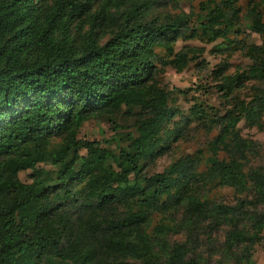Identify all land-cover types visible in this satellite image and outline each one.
I'll return each mask as SVG.
<instances>
[{"label": "trees", "instance_id": "16d2710c", "mask_svg": "<svg viewBox=\"0 0 264 264\" xmlns=\"http://www.w3.org/2000/svg\"><path fill=\"white\" fill-rule=\"evenodd\" d=\"M95 1L0 0V264H200L201 235L222 224V257L214 264H248L264 210L246 207L264 204V170L246 168L252 142L237 123L264 125V83L251 84L247 97L238 90L248 80L264 81L262 8L254 4L244 15L260 35L257 46H248L250 64L216 70L229 106L223 112L191 106L203 125L216 129L212 137L148 173L146 161L177 112L158 63L180 70L199 58L203 46L174 50L179 37L211 42L239 32L240 6L202 0L196 16L185 10L151 15L157 0H101L92 11ZM84 15L87 29L72 33V21ZM121 105L139 108L137 135L128 132L117 151L85 140L87 152L80 153L81 122L111 117ZM22 169L32 170L30 181L19 177ZM214 186L250 189L252 198L217 200ZM153 213L161 217L149 230ZM176 232L183 238L171 240Z\"/></svg>", "mask_w": 264, "mask_h": 264}, {"label": "rangeland", "instance_id": "374dc122", "mask_svg": "<svg viewBox=\"0 0 264 264\" xmlns=\"http://www.w3.org/2000/svg\"><path fill=\"white\" fill-rule=\"evenodd\" d=\"M100 1H95L92 11ZM200 1L202 0H157L151 10V15L185 10L196 16L200 11ZM238 4L241 10V29L239 32H231L227 38L220 37L211 42L205 41L204 38L184 39L179 37L174 43V50L178 51L185 44L203 46L204 50L199 58L189 61L180 70H177L176 67L170 64L161 66L158 63V67H161L160 83L165 88L172 90L170 102L177 107V112L165 123L170 130L166 134L163 132V139L156 147L154 157L146 161L144 168L146 172L151 173L162 170L164 166L180 155L188 152L192 153L201 148L214 134L216 129H208L203 125L202 116L199 118L198 115L191 113V106L194 102L202 103L205 106L212 105L216 111L223 112L225 106L229 105L216 85L220 81L216 70L225 63L228 65L225 73L246 68L251 62L247 55L248 46H257L260 42L258 28H250L247 25L248 19L244 15L255 4L262 8L264 18V0H238ZM87 22L86 15L73 20L71 24L72 33L77 34L80 28H82L81 31L87 29ZM108 34L109 32L103 33L101 40L107 37ZM216 42H222L219 51L218 49L216 51L212 50ZM198 60L201 61L197 62ZM253 83H264V81L253 79L246 81V85L238 90L239 95L247 97L251 91L249 87ZM178 88L184 91L179 92ZM138 116V107L128 109L125 105H121L111 117L99 114L86 118L81 122L76 132L75 141L78 151L82 154L87 152V147L84 144L85 140H97L102 146L117 151L119 145H126L128 143V132L133 136L137 135L135 123ZM237 128L242 137L252 142L251 147L247 149L248 162L246 168L256 167L264 170V125L259 126L256 122L241 118L237 123ZM57 140V137L53 139V141ZM39 166L46 169L55 168L50 163H39ZM31 172V169H22L18 172V175L23 181H30ZM41 176L43 174L39 173L38 177ZM211 194L217 200L230 203H235L241 198H252V190L240 191L230 186H214ZM246 208L249 212L259 213L264 210V204H249ZM160 217V214L153 213L147 228L151 230L160 220ZM247 226L250 227V224ZM225 230L226 226L222 224L217 230L211 231V234L201 235L197 248L201 256L200 264H214L216 259L222 257L221 246L219 245L224 238ZM250 230H253V228L250 227ZM169 236L171 240L183 238V235L178 232L170 233ZM241 248L243 249V245L239 248V252ZM57 264L65 263L57 259ZM224 264L246 263H238L234 259H231L225 260ZM248 264H264V228L259 231V237L253 242L251 247V262Z\"/></svg>", "mask_w": 264, "mask_h": 264}]
</instances>
